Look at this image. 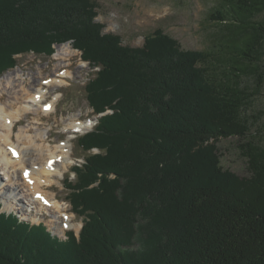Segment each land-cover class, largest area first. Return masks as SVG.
<instances>
[{"label":"trees","instance_id":"1","mask_svg":"<svg viewBox=\"0 0 264 264\" xmlns=\"http://www.w3.org/2000/svg\"><path fill=\"white\" fill-rule=\"evenodd\" d=\"M94 7L0 0V75L17 54L71 40L96 68L84 89L100 114L67 184L78 234L0 209V264H264V142L247 111L264 83V0H220L217 43L198 51L160 30L125 46ZM234 136L244 176L220 163L217 142Z\"/></svg>","mask_w":264,"mask_h":264},{"label":"rangeland","instance_id":"2","mask_svg":"<svg viewBox=\"0 0 264 264\" xmlns=\"http://www.w3.org/2000/svg\"><path fill=\"white\" fill-rule=\"evenodd\" d=\"M95 4V16L93 20L99 23L102 28L101 32L114 33L120 36L121 43L130 47H141L144 43V37L155 31L160 30L167 34L170 38L177 41L179 48L182 50L196 49L209 50L212 44L217 43L212 36L217 31L215 20H211L210 13L213 7H216L220 0H90ZM73 47V54L68 58L58 57L57 50L62 43H69ZM71 55V54H70ZM15 65L8 68L1 76L6 73L12 75V71L19 72L25 80L24 85L29 87L28 83L32 78H36L37 83L34 89L39 87L45 88V98L43 101H51L55 96L56 108L55 111H50L49 114H23L22 119L15 125L14 131H17L26 122L36 118L39 124L34 125L40 129H46L47 138L43 145L51 150H54L61 144L62 140L70 139L72 143L71 154L67 158L68 164L62 168L63 176L60 182H45L41 185L43 191L52 193L58 207L62 211H56L57 208L50 205H44L46 209L37 211L35 204H29L24 198V191H21L22 186L17 192L12 193L14 197L20 198L16 204L11 203L0 192V209L2 212H13L22 221L30 223H42L46 230L59 239H66L68 231H74L78 234L82 225V220L72 209L71 204L66 200L67 184L75 179L74 172H71V167L79 165L83 162V153L76 147L77 137L88 131L96 123L97 115L92 112L88 105V100L85 93V84L88 78L92 75V71L96 68L89 63L85 66H79L82 62L80 51L76 49L71 40L64 42H55L52 44V52L50 54L35 53L28 51L23 54H17ZM68 68L69 76L66 78L67 83L51 87L53 83L45 85L43 79L49 77H61L60 72ZM260 69L264 72V54L260 61ZM251 83V82H249ZM32 85V84H31ZM7 88V87H6ZM9 92L0 87V98L6 103ZM59 93V94H58ZM9 108V107H7ZM248 113L252 117H256L251 127V133L264 142V83L260 92L255 95L254 99L248 106ZM79 117L82 126L87 125L81 132H73V128L67 125L69 118ZM67 123H66V122ZM90 123V124H88ZM66 124V125H65ZM33 132V131H32ZM15 133L13 138L16 139ZM219 151L221 152L220 163L224 168H227L233 173L244 176L248 174L246 159L238 150V137L222 138L217 142ZM48 150L45 151V156L48 155ZM29 167V166H28ZM3 170L0 168V182L3 181ZM2 178V179H1ZM8 182V181H5ZM20 190V192H19ZM4 191V190H3ZM6 192V191H4ZM19 192V193H18ZM50 200V199H48ZM25 208V212L20 209ZM65 213V215H64ZM71 219L72 225L65 228L64 220L66 216ZM64 228V229H63ZM65 230V231H64Z\"/></svg>","mask_w":264,"mask_h":264},{"label":"bare ground","instance_id":"3","mask_svg":"<svg viewBox=\"0 0 264 264\" xmlns=\"http://www.w3.org/2000/svg\"><path fill=\"white\" fill-rule=\"evenodd\" d=\"M69 43H62L57 50V56L62 58H68L73 54V47ZM71 54V55H70ZM79 63V66H85L83 60ZM86 63V62H85ZM6 73L0 77V87L6 89L9 93L7 102L4 103L0 98V168L3 170V181L0 182V192L4 198L11 203H17L20 198L14 197L12 193L17 192L21 188L24 191V198L29 204H35V208L46 209L44 201L37 197V193L42 192L44 200L50 199L51 207L57 208L56 211H62L55 200V196L52 193L43 191L41 185L45 182H60L64 168L67 164V158L71 154L72 143L70 139L62 140L61 144L54 150L49 149L43 145V142L47 138L46 129L42 130L40 127L34 125L39 124V120L32 118V120L25 124H19L21 126L17 131H14L15 125L22 119L23 114H49L50 111H55L56 103L55 96L48 102L50 104L49 110L44 111V104L46 103L45 88L37 86L38 80L32 78L28 83L29 87L24 85L23 75L19 72L12 71ZM70 71L68 68H64L59 76H52L44 78L46 80L44 84L53 83L51 87L67 83V77ZM39 82V81H38ZM32 84V85H31ZM7 87V88H6ZM38 87V86H37ZM45 93V94H44ZM59 94V93H58ZM9 107V108H7ZM79 117L69 118L68 126L71 128H78L82 131L83 128H87V125L82 126V122L77 119ZM21 122V121H20ZM90 124V123H88ZM66 125V124H65ZM33 131V132H32ZM15 133L16 139L13 138ZM49 151L48 155L45 156V151ZM61 157V160L56 162L54 165L49 164L50 159ZM48 161V162H47ZM29 166V167H28ZM27 172V176L25 173ZM2 179V178H1ZM8 181V182H5ZM31 181V182H30ZM19 186H22L19 188ZM6 192H4V191ZM20 192V190H19ZM18 192V193H19ZM23 211L25 208L21 207ZM25 212V211H24ZM65 215V213H64ZM66 221L64 220L65 228L72 225L71 219L67 214ZM64 229V228H63ZM65 231V230H64Z\"/></svg>","mask_w":264,"mask_h":264},{"label":"snow or ice","instance_id":"4","mask_svg":"<svg viewBox=\"0 0 264 264\" xmlns=\"http://www.w3.org/2000/svg\"><path fill=\"white\" fill-rule=\"evenodd\" d=\"M25 176H27V172L25 173ZM31 182V181H30Z\"/></svg>","mask_w":264,"mask_h":264}]
</instances>
